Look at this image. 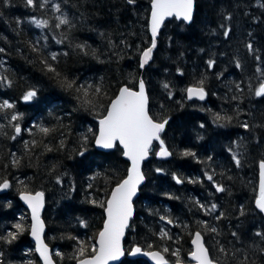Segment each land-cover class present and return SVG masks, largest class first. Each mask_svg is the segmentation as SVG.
I'll return each instance as SVG.
<instances>
[{
  "label": "trees",
  "instance_id": "1",
  "mask_svg": "<svg viewBox=\"0 0 264 264\" xmlns=\"http://www.w3.org/2000/svg\"><path fill=\"white\" fill-rule=\"evenodd\" d=\"M34 2L33 7L26 0L0 2V77L6 78L0 81V103L14 105L0 110V182L10 183L0 194V264H39L28 240L27 213L17 200L25 191L44 194V242L55 264H75L77 241L91 247L103 220L99 202L127 170L117 146L108 153L93 147L97 113L104 114L99 103L106 107L122 86L135 90L139 78L145 82L149 115L156 122L167 120L160 139L171 155L166 161L156 160L153 145L142 166L145 182L125 233L126 254L136 246L143 251L168 247V263H176L171 253L179 250L185 264L190 239L200 231L210 257L219 264H264V240L255 235L264 233V218L253 207L257 166L264 160V97L254 95L264 81V74L256 72L258 66L264 71V0H194L190 24L171 19L163 25L141 76L139 56L150 42V0ZM57 4L59 12L53 8ZM61 15L70 25L56 28ZM33 18L47 20L48 26L37 27ZM53 53L56 60L51 59ZM65 79L100 86L104 98L95 108L82 106L76 92L63 86ZM201 80L205 101H187L186 89ZM30 90L37 95L25 101ZM217 114L231 120L217 121ZM12 115L19 119L11 121ZM15 124L21 128L18 136ZM41 127L49 133H42ZM173 176L183 182L178 184ZM215 184L224 191L217 192ZM213 203L217 209L211 214L199 206ZM16 223L25 231L9 243L8 232L16 231ZM205 223L218 234L206 231ZM162 228L172 239L160 238ZM217 241L225 253L218 250ZM126 254L119 264H146Z\"/></svg>",
  "mask_w": 264,
  "mask_h": 264
},
{
  "label": "snow or ice",
  "instance_id": "2",
  "mask_svg": "<svg viewBox=\"0 0 264 264\" xmlns=\"http://www.w3.org/2000/svg\"><path fill=\"white\" fill-rule=\"evenodd\" d=\"M0 2L8 4L9 0H0ZM46 2L47 0H45V3ZM127 3L134 4L135 0H127ZM26 4L30 7L36 6L34 0H26ZM150 5L149 27L152 41L151 46L142 51L139 65L141 68H143L151 58L152 51L156 47L158 30L165 18L174 17L184 22H191L193 19L194 0H150ZM39 6L43 7L44 4H40ZM261 7H264V4H261ZM53 8L56 12L60 11V6L58 4L53 5ZM56 20L58 21L55 25L56 28H60L62 25H70V21L66 16H58ZM32 23L40 28L48 26L47 20L33 18ZM224 35L227 37L229 31L225 30ZM78 47L82 48L83 46L78 45ZM247 48L249 52L253 51V45L251 43L247 45ZM0 51H3V49H0ZM51 59H57L55 53L51 55ZM259 59L260 58L257 57V60ZM42 62L45 63L48 71L55 72V69L47 64L46 61ZM207 63L208 67L212 68L214 61L210 59ZM236 66L238 68L241 67L239 63H237ZM256 72L264 74V71H262L259 66L256 68ZM3 80H6V78L0 77V81ZM63 86L68 90H74L76 92L75 99L80 102L82 106L90 105L95 108L97 102L104 98L101 95L103 89L100 86H93L91 84L77 85L76 81H69L67 79L63 81ZM163 87L167 89L169 85L164 84ZM236 88L239 90L240 85H236ZM186 92L189 99L195 97L204 100L206 92L203 87V80H201L197 86L187 88ZM36 95L37 93L35 90H30L24 95L23 99L25 101H30ZM254 95L256 97H264V81L255 89ZM90 96L92 97L91 99L89 98ZM233 99H236V97H233ZM148 103L149 98L146 94L145 82L142 79L139 81L138 91L127 86H122L106 107L103 103H99V107L103 109L104 114L97 113V115H100V119L99 134L95 136L96 145L104 149H111L118 142L123 149V155L131 161V166L127 170V177L112 189L111 196L106 201L99 202L106 214L103 229L99 231L97 237L94 238L90 248L88 243L77 241L78 248L76 249V255L73 257L75 264H109L110 261L118 260L121 256L126 254L121 241L124 237L125 229L130 227L129 221L133 215L132 198L136 195L138 186L144 180V175L140 169V163L147 157L154 140L160 141V151L157 153L158 156L167 157L171 155L164 146L163 140L160 139V133L163 132L167 120L164 122L154 121L149 115ZM13 107L14 105L7 100L0 103V110L12 109ZM18 119L19 117L17 115L11 116V121H17ZM215 119L217 121L222 119L231 120V117H222L217 114ZM242 127L247 129L249 126L244 124ZM14 129L16 136L20 135V125L15 124ZM39 130L45 135L50 131V129L44 127H41ZM15 138V136L12 137V139ZM85 140H87V137H85ZM25 146L27 147V143ZM49 151H51V149H49ZM184 155L190 156L194 155V153L185 152ZM233 160H235L237 166L240 165V160L235 154L233 155ZM18 163V160H13L14 165ZM157 171H161V169H157ZM205 175L209 181L213 180L212 175L207 173ZM173 179L176 180L178 184L183 182L182 179L177 176H173ZM60 182L58 177L57 183ZM214 186L217 192L224 191L221 185L215 184ZM9 187L10 183L7 179L0 182V190L8 189ZM43 196V192H35L32 194L25 191L21 192L20 199L31 209V234L36 241V252L39 253L43 260V264H53L49 249L42 239L44 223L40 219V209L43 207ZM199 206L206 214H211L217 209L215 203L211 204L210 207L203 204ZM255 207L260 213H264V160H261L259 163V195L255 200ZM160 219L166 221L168 224L173 223V220L166 219L165 216H161ZM217 219H220V217L218 216ZM81 224L82 226H86L84 221H81ZM12 227L16 231L8 232L9 243L15 240L19 233L25 231L21 223H16L12 225ZM204 228L208 232L218 234L216 227L209 226L205 223ZM232 235L235 237L237 234L232 233ZM255 235L260 237L261 240H264V233L256 232ZM160 238L172 239L170 233L163 228L160 230ZM0 239H3V237H0ZM71 239H75V237H71ZM191 243L193 248L189 256L192 261H195V264H219V261L213 260L210 257L209 250L205 247L203 236L200 231L194 234ZM217 244L219 245V241H217ZM152 247L151 244L148 245L149 249ZM218 250L221 253L227 251L223 245H219ZM169 251L170 249L168 247H164L161 251H143L141 247L136 246L129 249L127 255L136 256L142 253L148 256L154 264H168L164 253H168ZM262 251H264V249H262ZM171 254L177 257L176 264H181L179 250L173 251ZM56 255L59 256L61 254L57 252Z\"/></svg>",
  "mask_w": 264,
  "mask_h": 264
},
{
  "label": "water",
  "instance_id": "3",
  "mask_svg": "<svg viewBox=\"0 0 264 264\" xmlns=\"http://www.w3.org/2000/svg\"><path fill=\"white\" fill-rule=\"evenodd\" d=\"M150 10H151V5H150V3H149V13H148V19H147V33H148V36H149L150 42H149V46H148V47L151 46V41H152L151 31H150V27H149V21H150ZM171 19H174V20H176V21H180V22L184 23L185 25H188V24L191 23V22H184V21H182V20H177V19H175L174 17H167V18H165L164 22L161 24V27H160L159 30H158L157 37H158L159 32H160L162 26L164 25V23L167 22V21H169V20H171ZM157 37H156V40H157ZM148 47H147V48H148ZM147 48H146V49H147ZM155 48H156V47H155ZM155 48L153 49V51L155 50ZM146 49H144V50H146ZM153 51H152V53H153ZM141 54H142V53H141ZM141 54H140V56H139V60H138V69H139L140 72H141L140 76L142 75V72L144 71L145 67H146V66L148 65V63L151 61V58H150L149 61H148V63H147L143 68H141V67L139 66V65H140ZM151 57H152V54H151ZM140 80H141V79L139 78V80H138V82H137V86H136V88H135L136 91H138V84H139V81H140ZM118 91H119V90H118ZM118 91H117V93H118ZM117 93H116V94H117ZM205 98H206V97H205ZM185 99H186L187 101H197V102H204V101H205V99H204V100H200V99L195 98V97H193L192 99H189L188 96H187V92H185ZM163 131H164V130H163ZM161 133H163V132H161ZM161 133H160V134H161ZM98 134H99V120L97 121V125H96V134H95V136L98 135ZM153 145H156V146H157V150H156V152H155V154H154V157H155L156 160H158V161H166V160L169 159L170 155L167 156V157H161V156H158V155H157V153L160 151V141H159V140H154V141L152 142L151 147H152ZM115 146H117V147L121 150V158L127 163V170H128V168L131 166V161H129V160L127 159V157H125V156L123 155V149H122V147L119 145L118 142L116 143ZM115 146H114V147H115ZM93 147H94V149H95L96 151L101 152V153H108V152H110L111 150H113V148H114V147H113V148H111V149H104V148L98 147V146L96 145V143H95V137H94V140H93ZM151 147H150V148H151ZM149 150H150V149H149ZM148 158H149V153H148L147 157H146L144 160H142L141 163H140V169H141V172H142V166H143V164L148 160ZM259 163H260V162H259ZM259 163H258V166H257V173H256V198H257V196L259 195ZM127 170H126V174H125L124 178L127 177ZM124 178H123V179H124ZM123 179H122V180H123ZM122 180H121V181H122ZM121 181H120V182H121ZM144 182H145V179H144V180L141 182V184L138 186V188H137V192H136V195L133 196V198H132V204H133L134 201L138 198V195H139V189L144 185ZM115 187H116V185H115L112 189H114ZM112 189L110 190V192H109V194H108L106 200L111 196V191H112ZM5 191H6V189H4V190H0V194L4 193ZM20 194H21V193H20ZM20 194L17 195V200H18V202L20 203L21 207L26 211L27 216H28V221H29V227H28V240H29V242L32 244V248H33L34 255L36 256V258H37L39 264H43V260L41 259L39 253L36 252V241H35V239L32 237V234H31V222H32L31 209L28 207V205H27L23 200L20 199ZM32 194H34V193H32ZM256 198H255L254 201H253V207H254V210H255L256 212H258V213L264 218V213H260L259 210L256 209V207H255V200H256ZM106 200H105V201H106ZM105 206H106V204H105ZM43 209H44V200H43V207L40 209V219H41V215H42ZM133 216H134V209H133V215H132V218L130 219V221L133 219ZM105 219H106V214H105L104 209H103V220H102V225H101V228H100L99 231H101V230L103 229V225H104V221H105ZM41 220H42V219H41ZM130 221H129V223H130ZM126 230H127V228L125 229V233H126ZM45 232H46V229H45V226H44V231H43V233H42V239H43V241H44V238H43V237H44ZM98 233H99V232H98ZM98 233H97V235H98ZM194 234H195V233H194ZM194 234L192 235V237H191V239H190V242H189V245H190V249H191V250H192V248H193V245H192L191 241H192V238H193ZM97 235H96V237H97ZM124 238H125V234H124V237L122 238V241H121L122 247H123V241H124ZM44 243H45V242H44ZM47 247H48V246H47ZM48 249H49V253H50V255H51V249H50L49 247H48ZM191 250H190V251H191ZM189 253H190V252H189ZM189 253H188L187 257H186V258H187V261H188V263H186V264H195V261H192V260H191V258H190V256H189ZM51 257H52V256H51ZM126 257H127L128 259H140V260L144 261L146 264H154V262H153L148 256H145V255H143L142 253H141V254H137L136 256H131V255H127V254H126ZM123 258H124V256H121L118 260L110 261L109 264H119ZM52 261H53V260H52ZM53 264H55V263L53 262ZM168 264H170V263H168ZM175 264H176V263H175Z\"/></svg>",
  "mask_w": 264,
  "mask_h": 264
},
{
  "label": "rangeland",
  "instance_id": "4",
  "mask_svg": "<svg viewBox=\"0 0 264 264\" xmlns=\"http://www.w3.org/2000/svg\"><path fill=\"white\" fill-rule=\"evenodd\" d=\"M261 82H262V81H261ZM258 87H259V85H258ZM258 87H257V88H258Z\"/></svg>",
  "mask_w": 264,
  "mask_h": 264
}]
</instances>
